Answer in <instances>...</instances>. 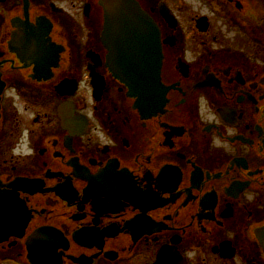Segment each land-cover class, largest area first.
Here are the masks:
<instances>
[{"label": "flooded vegetation", "instance_id": "af4514ba", "mask_svg": "<svg viewBox=\"0 0 264 264\" xmlns=\"http://www.w3.org/2000/svg\"><path fill=\"white\" fill-rule=\"evenodd\" d=\"M137 1L153 111L103 0H0V264H264V0Z\"/></svg>", "mask_w": 264, "mask_h": 264}, {"label": "water", "instance_id": "95a60500", "mask_svg": "<svg viewBox=\"0 0 264 264\" xmlns=\"http://www.w3.org/2000/svg\"><path fill=\"white\" fill-rule=\"evenodd\" d=\"M105 21L102 39L108 47V65L128 85V94L135 96L134 105L143 110H157L167 99L168 87L161 78L162 45L154 19L137 0H103ZM10 204L13 195L4 194ZM6 209L5 223L14 216Z\"/></svg>", "mask_w": 264, "mask_h": 264}]
</instances>
